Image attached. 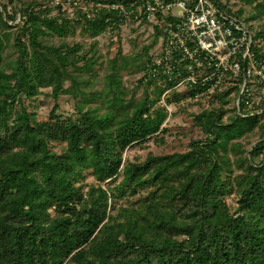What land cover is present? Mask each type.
Listing matches in <instances>:
<instances>
[{
	"label": "trees",
	"instance_id": "trees-1",
	"mask_svg": "<svg viewBox=\"0 0 264 264\" xmlns=\"http://www.w3.org/2000/svg\"><path fill=\"white\" fill-rule=\"evenodd\" d=\"M101 1L131 18L140 4ZM240 1L264 15V0ZM87 10L0 0V264H264V95L253 112L242 102L229 109L239 87L225 79L193 114L201 136L187 150L131 159L126 149L162 140L167 104L198 101L209 85L197 75L176 90V69L149 52L162 29L145 19L150 43L130 54L118 45L103 59L95 38L127 22L118 8ZM77 30L92 38L87 49L66 41ZM123 72L140 73L134 89ZM43 88L54 104L38 121L23 99ZM60 95L75 100L74 116L57 112ZM255 131L248 150L239 140Z\"/></svg>",
	"mask_w": 264,
	"mask_h": 264
},
{
	"label": "built area",
	"instance_id": "built-area-1",
	"mask_svg": "<svg viewBox=\"0 0 264 264\" xmlns=\"http://www.w3.org/2000/svg\"><path fill=\"white\" fill-rule=\"evenodd\" d=\"M50 3L61 5L62 9L80 6L82 11L118 8L123 11L125 22L152 21L161 27L163 34L156 62H162L166 70L172 64L179 75L176 86L194 83L200 75L201 83L209 85V92L227 79L238 83L236 105L242 102L251 112L254 104L261 103L262 96L259 101L252 99L249 88L254 81L264 87V58L255 57L253 50L259 45L247 24L226 12L215 0H140L133 18L131 10L101 0H50ZM183 71L187 73L185 76Z\"/></svg>",
	"mask_w": 264,
	"mask_h": 264
},
{
	"label": "rangeland",
	"instance_id": "rangeland-1",
	"mask_svg": "<svg viewBox=\"0 0 264 264\" xmlns=\"http://www.w3.org/2000/svg\"><path fill=\"white\" fill-rule=\"evenodd\" d=\"M30 1V0H25ZM37 2L45 3L46 0H35ZM227 1L229 7L235 11L237 9H242V16H240L239 20L243 21L247 24L250 28L253 35H255L258 31H264V15L259 14L254 8V4L248 5L243 3L240 0H225ZM235 14V13H234ZM71 16V14H69ZM233 15V13H232ZM254 16L251 20H245L246 16ZM128 23V22H127ZM124 24L121 26L117 34H108L105 33L103 35L98 36L96 39L97 41V53L102 55L104 59L106 56H112L115 52L118 45L121 46L123 53L130 54L133 52H138L142 45H146L151 42L153 38V28L151 23H142L139 24L138 22L134 23L133 25ZM139 24V25H138ZM257 41L258 47L264 51V37L255 38ZM53 41L57 42V38H54ZM66 41L70 44L72 42L78 41L82 43L83 49H87L89 43L92 41V38L81 34L76 31L74 36L66 37ZM160 47V38L158 42L149 50V52H153L155 58H157V53L159 52ZM98 74L100 75L103 71V65H96ZM140 76V73L136 72H123L122 73V81L124 85L129 88L130 90L134 89V85L136 84L137 78ZM67 84V83H66ZM228 84L231 83L228 80ZM237 85V84H233ZM99 84L97 83L94 87H98ZM183 85L176 86V90L183 93ZM251 98L259 101L261 96L264 95V87L261 86V83L254 81L253 83L249 84ZM212 91L207 92V94L200 97L198 101H194L189 97L180 99L179 101L173 100L171 104H167V117L163 123L165 126L166 131L161 132L155 137H161L160 139H154V137L149 138L147 141L143 143V147L138 145H134L125 151V156L129 158H143L147 152H152L154 154H166L172 153L175 151H185L188 149V142L191 139H197L201 136V132L198 127L195 125L193 120V114L198 113L201 109L207 107L208 101L210 99V93ZM50 89L43 88L41 93L38 94L34 98H24V104L26 105V109L29 112H33L35 115L36 120L42 121L46 120L48 114L54 104L53 98L50 96ZM150 96L151 91H149ZM141 95V89L135 91V97H139ZM196 97H194L195 99ZM264 98V97H263ZM236 98L233 101H230L227 104V108L237 107L236 105ZM163 98L159 101L162 103ZM58 104V113H61L63 116L75 115V100L68 95H60L57 99ZM256 106L260 104H254ZM253 109V108H252ZM262 109V108H261ZM253 112V111H251ZM230 113V112H229ZM257 113L261 114V119L264 118V110H258ZM258 131L250 133L239 141L246 149H250L259 139ZM54 149H59L58 146L53 147ZM86 182H91V177H86ZM227 201L234 205L235 199L233 197H228Z\"/></svg>",
	"mask_w": 264,
	"mask_h": 264
}]
</instances>
